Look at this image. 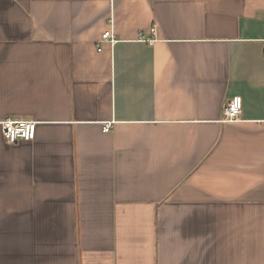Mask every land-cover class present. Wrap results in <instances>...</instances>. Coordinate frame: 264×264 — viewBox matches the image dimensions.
Wrapping results in <instances>:
<instances>
[{"label":"crops","instance_id":"crops-1","mask_svg":"<svg viewBox=\"0 0 264 264\" xmlns=\"http://www.w3.org/2000/svg\"><path fill=\"white\" fill-rule=\"evenodd\" d=\"M7 118L0 264H264V0H0Z\"/></svg>","mask_w":264,"mask_h":264},{"label":"built area","instance_id":"built-area-1","mask_svg":"<svg viewBox=\"0 0 264 264\" xmlns=\"http://www.w3.org/2000/svg\"><path fill=\"white\" fill-rule=\"evenodd\" d=\"M114 42V35L111 30H106L101 34L100 42ZM100 50V48H98ZM242 109V100L239 95H234L228 99L223 109V121L233 122L239 120ZM3 139L6 143H16L18 141H32L36 135L37 122L32 120L3 119L0 121ZM110 125L105 123L103 131H108Z\"/></svg>","mask_w":264,"mask_h":264}]
</instances>
